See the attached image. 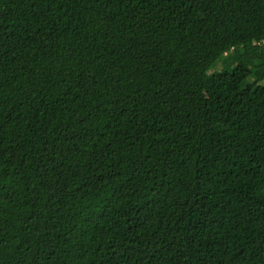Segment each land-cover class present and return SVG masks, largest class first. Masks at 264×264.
I'll return each instance as SVG.
<instances>
[{
	"label": "trees",
	"instance_id": "trees-1",
	"mask_svg": "<svg viewBox=\"0 0 264 264\" xmlns=\"http://www.w3.org/2000/svg\"><path fill=\"white\" fill-rule=\"evenodd\" d=\"M0 264H264V0H0Z\"/></svg>",
	"mask_w": 264,
	"mask_h": 264
},
{
	"label": "rangeland",
	"instance_id": "rangeland-1",
	"mask_svg": "<svg viewBox=\"0 0 264 264\" xmlns=\"http://www.w3.org/2000/svg\"><path fill=\"white\" fill-rule=\"evenodd\" d=\"M214 67H216V66H213V68H214ZM213 68H212V69H213ZM218 69H220V64H218L216 70H218Z\"/></svg>",
	"mask_w": 264,
	"mask_h": 264
}]
</instances>
